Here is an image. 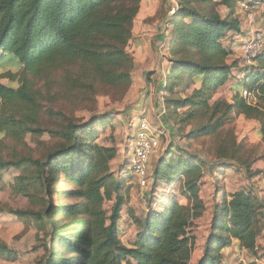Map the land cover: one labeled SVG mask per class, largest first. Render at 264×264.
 <instances>
[{"label":"trees","instance_id":"obj_1","mask_svg":"<svg viewBox=\"0 0 264 264\" xmlns=\"http://www.w3.org/2000/svg\"><path fill=\"white\" fill-rule=\"evenodd\" d=\"M142 2L0 0V67L20 70L5 74L19 87L0 82V134L14 142H23L30 134H44L40 123L43 93L36 89L35 80L48 79L56 72L63 74V99L95 93L96 84L125 96L132 85L134 66L127 48ZM220 5H231L234 11L229 1H180L171 22L173 59L161 88L171 94L168 103L175 113L178 108L185 109L182 123L209 116L206 122L193 126L188 139L217 135L236 114L259 122L264 141V49L251 60L252 67L240 71V76L246 73L241 80L242 91L252 93L255 102L249 104L243 99L242 91L233 103L211 102V93L227 82L235 68L228 64L232 52L222 41L230 32L240 33L238 18L233 13L222 18L217 11ZM196 83L200 88L186 96ZM69 122L59 133L63 144L46 162L0 159V172L10 168L22 172L14 186L18 195L31 196L29 189L34 185L24 169L29 163L42 176L39 188L49 199L46 209L9 214L34 219L44 226L47 242L43 264H191L197 242L195 222L207 212L200 195L205 170L216 173L231 164L214 165L207 157L188 154L184 149L176 154L170 149L156 169V179L170 185L179 181V193L169 196L161 211L152 210L145 220H136L141 231L127 246L119 232L127 192L123 193V182L111 171L118 152L92 145L96 138L89 134L92 125ZM59 172L69 183L63 192L55 185ZM63 196L75 202L56 206L54 198ZM179 196L187 203L181 204ZM113 200L109 213L105 203ZM263 211L264 204L252 192L223 193L211 211V231L198 264H216L221 251L235 241L241 250L258 259ZM0 255L9 258L11 254L0 245Z\"/></svg>","mask_w":264,"mask_h":264},{"label":"rangeland","instance_id":"obj_2","mask_svg":"<svg viewBox=\"0 0 264 264\" xmlns=\"http://www.w3.org/2000/svg\"><path fill=\"white\" fill-rule=\"evenodd\" d=\"M180 1L143 0L134 23L133 37L127 48L134 66L132 85L125 96L116 95L109 88L96 84L95 93H83V96L63 99L61 72L53 73L51 79L35 80L36 89L43 93L40 123L45 132L41 136L30 134L23 142H14L0 134V159L46 162L63 144L59 133L66 123L74 121L76 124L92 125L89 134L96 136L92 145L115 148L118 152L117 158L111 163V171L116 179L123 182V193L127 192L119 231L121 241L127 246L131 245L141 231L136 220H145L152 210L161 211V205L167 203L168 197L179 193V181L170 185L171 182H160L156 179V169L167 158L170 149L176 154L178 149H184L188 154L207 157V161L214 165L231 164L232 167H223L216 173L205 170L200 195L206 204L207 212L195 222L194 228L197 237L194 252L199 251L201 259L211 231V211L223 193L252 192L264 204V141L260 134L259 122L236 114L215 136L199 140L187 138L193 126L206 122L209 116L195 122L182 123L185 109L178 108L175 113L168 103L171 94L161 88L173 59L170 53L173 32L171 22ZM227 1L234 5V11L229 8L231 5H220L217 11L222 18L233 13L240 22V33L230 32L222 41L232 52L228 64L234 65L235 68L227 82L211 93L212 103H233L234 97L242 91L241 80L246 73L240 76V71L253 66L249 63L244 47L252 35L257 32L264 33V0H215L218 4ZM246 3L251 4L250 10L244 9ZM9 71L18 73L20 70L10 66L0 67V82L19 87L18 83L12 84L5 77ZM86 83H90V80H86ZM199 88L200 84L196 83L186 96ZM142 119L150 123L160 142V147L153 152L150 159L149 181L146 187H142L131 172L135 137L139 121ZM176 154L173 157L177 156ZM218 154L221 155L220 158ZM24 169L28 171L25 175L34 185L29 189L30 198L18 195L14 190L21 171L10 168L0 172V245L6 247L11 254L9 258L0 255V264H43L45 257L47 231L43 230L44 226L34 219H18L9 214L17 210L38 212L48 206L49 199L44 197L39 188L42 176L37 167L29 163ZM55 179L56 189L62 192L68 190L69 183L64 175L59 172L55 174ZM43 197L45 207L42 206ZM64 198L55 197V205H69L75 202L66 201ZM178 198L181 204L187 203L183 197ZM113 205L114 200L107 201L105 209L110 213ZM233 244L224 249V252L221 251V258L216 264H264V230L257 242L258 259H255L253 254L241 250L236 241Z\"/></svg>","mask_w":264,"mask_h":264},{"label":"built area","instance_id":"obj_3","mask_svg":"<svg viewBox=\"0 0 264 264\" xmlns=\"http://www.w3.org/2000/svg\"><path fill=\"white\" fill-rule=\"evenodd\" d=\"M218 1V0H217ZM247 4V3H246ZM245 10H250L248 4ZM264 49V33L257 32L252 35L250 41L244 47L249 63ZM242 97L249 104L255 102V97L247 90L242 91ZM135 148L131 158V172L142 187H146L149 181V164L155 150L160 147L159 138L146 119L139 121L137 136L135 137Z\"/></svg>","mask_w":264,"mask_h":264},{"label":"crops","instance_id":"obj_4","mask_svg":"<svg viewBox=\"0 0 264 264\" xmlns=\"http://www.w3.org/2000/svg\"><path fill=\"white\" fill-rule=\"evenodd\" d=\"M234 245V244H233ZM226 251V250H225ZM223 252H224V250H223ZM195 252H193V257H192V262H191V264H197L198 263V261H199V259H200V252L199 251H197L195 254H194ZM198 260V261H197ZM256 262H258V261H256Z\"/></svg>","mask_w":264,"mask_h":264}]
</instances>
